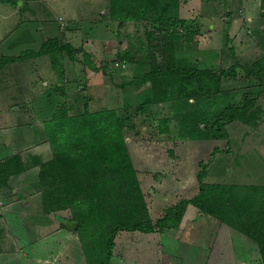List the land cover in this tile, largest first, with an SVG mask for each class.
I'll use <instances>...</instances> for the list:
<instances>
[{
  "label": "rangeland",
  "instance_id": "374dc122",
  "mask_svg": "<svg viewBox=\"0 0 264 264\" xmlns=\"http://www.w3.org/2000/svg\"><path fill=\"white\" fill-rule=\"evenodd\" d=\"M110 1L17 0L14 4H0V36L9 27V33L0 38V124L18 126L8 139L11 143H7L23 162L22 177L28 187L39 192L31 208L43 203L40 165L52 157L44 121L62 109L74 114L83 112L86 106L90 111L113 108L124 124L125 142L131 144L129 154L152 219L164 211V205L197 193L200 170H205L206 182L264 185V70L257 66L252 72L245 69L258 59L264 67L262 0H177V7L171 3L167 11L177 21L175 26L155 25L158 23L151 17L114 19ZM4 7L11 13L7 14ZM152 30L155 36L150 38L148 31ZM166 33L175 34L173 47L179 64L224 71L217 90L198 97L144 102L153 89L151 80L144 75L155 65L156 58L159 62L166 59L161 48ZM49 37L69 43L73 53H30L40 49ZM20 54L22 59L31 60L20 63L22 59H16L19 64L14 66L4 58ZM46 59L52 62L50 71L40 67ZM246 95L251 107L259 109L256 125L237 118L224 122L225 107L239 104ZM161 127L168 130L161 131ZM22 145L25 147L18 151ZM21 184L17 178L16 185ZM13 186L10 184L8 190ZM0 194L3 195L1 191ZM3 208L4 199L0 200V212ZM206 214L184 225L201 231L186 230L178 236L184 244L197 245L201 241L205 245L203 253L207 244L217 240L215 221L219 220ZM3 216L4 229L8 227L5 219L12 222L10 232L5 234L11 245L4 249L0 243V252L18 254L9 264H46L43 257H36V248L26 243L33 236L29 219L23 223L24 219L17 216ZM60 218L74 219L72 209H58L44 217L40 229L45 233L42 248L47 251L43 256L54 257L57 264H88L78 233L61 226ZM34 219L40 222L39 217ZM173 227L149 233L129 230L132 237L117 239L119 248L109 263L148 264L145 258L158 257L163 264L161 258L168 251L165 233ZM237 233L238 237L245 235ZM83 235L87 240L89 234L84 231ZM236 240L237 249L245 254L246 245L241 244V238ZM262 260L259 264H263Z\"/></svg>",
  "mask_w": 264,
  "mask_h": 264
},
{
  "label": "trees",
  "instance_id": "16d2710c",
  "mask_svg": "<svg viewBox=\"0 0 264 264\" xmlns=\"http://www.w3.org/2000/svg\"><path fill=\"white\" fill-rule=\"evenodd\" d=\"M161 1L111 0L110 9L114 19L151 17L158 23L155 25L175 26L177 21L167 11L172 7L171 3L177 7V0H164L162 5ZM0 3L14 4L17 0H0ZM154 31H148L150 38L155 36ZM174 37V33L163 35L161 48L166 59L159 62L156 58L155 65L144 75L153 84L145 103L198 97L217 90L220 85L223 70L177 62ZM54 50L73 53L74 49L69 43H60L57 37H49L40 49L30 53L51 54ZM22 57L23 54L4 58L16 60ZM261 63V60H255L245 69L252 72L257 66L264 70ZM248 99L246 95L239 104L227 105L224 122L237 118L256 125L259 109L252 108ZM44 125L52 157L40 165L39 179L43 185L39 191L43 210L49 213L72 209L74 219L78 220L76 232L88 264H109L120 230L162 231L178 225L188 203L254 239L264 263V185L206 182L203 180L206 172L200 170L197 193L164 207V211L152 219L125 142L124 124L113 108L90 111L86 106L83 112L74 114L62 109L45 120ZM160 129L165 132L168 127ZM23 168L21 158L13 153L0 162V181ZM61 224L65 226L63 222ZM84 231L90 236L87 240Z\"/></svg>",
  "mask_w": 264,
  "mask_h": 264
},
{
  "label": "crops",
  "instance_id": "0c3cea01",
  "mask_svg": "<svg viewBox=\"0 0 264 264\" xmlns=\"http://www.w3.org/2000/svg\"><path fill=\"white\" fill-rule=\"evenodd\" d=\"M0 4H3V3H0ZM2 6H7V5H2ZM4 11H7V14H9V12L11 13V9H9L8 7H4ZM8 29H9V27L7 28V30ZM7 30H6V32H4L0 36L1 39L5 33H9ZM28 60L30 61L31 58L26 57V58L22 59L20 61V63L24 62V61H28ZM38 60L39 59H37V61ZM7 62L10 65L14 64V66H17V65H15L17 63L19 64L18 60H8ZM50 64H52V62L49 61V59H46L45 63H42L40 65V67L47 68L48 69L47 71H50V67H49ZM53 77H55V76H53ZM17 128H18V126L13 125V123H10V124L1 123L0 124V162L4 161L5 158L9 157L10 155H12L14 153V151L11 150V149H13V147L11 145H9L7 142H10V140H11V137L13 135V134H11V132L15 131ZM23 128H24V125L21 126L20 129H23ZM8 139H10V140H8ZM127 145L129 148V146L131 145L130 142H127ZM24 147H25V145H22L18 149V151L23 149ZM23 172H24V169L19 170L18 172L17 171L11 172L9 175H7V177H5L4 180L0 181V191L3 194V195L0 194L1 195L0 200L2 201L4 199V201H5V209L3 208L2 209L3 211L0 212V214H2L1 215L2 216L1 221H0V227H1L0 229H2L3 225H6V223H4V221L2 220V218L4 219L3 215L6 216V214H8L11 216H17L18 218L24 219V220H22L23 223L25 221H27L25 219L28 218L29 222H30V224L28 223L30 225V232H31V234H33V236H32V239H29L26 243L28 244L29 247L34 246V248H36L37 252L35 255L37 258L43 257L42 260L46 264H57L59 262H57L54 257L52 258L50 256H48V257L43 256L46 254L45 251H47V250H45V248H42V247H44L43 242L45 241L44 240L45 239V237H44L45 233L41 232L40 227L44 225L43 220H44V217H45L47 212H45L43 210V203L40 204L37 208H31V203L33 201V197L39 195V192H35V190L33 188L28 187L27 180H26L25 176L22 177ZM137 175H138V173H137ZM17 178H20L21 182H22V184L19 186L16 185ZM140 182H141V179H140ZM10 184L12 186L14 185L11 188V191L8 190L10 187ZM141 185H142V183H141ZM30 187H31V185H30ZM40 195H41V193H40ZM186 197H189V196H186ZM146 199H147V197H146ZM148 207H149V204H148ZM164 207H165V205H164ZM197 212H198V214H197ZM206 215L207 214L205 212H203L198 206L194 205L193 203L187 204V206L183 212L182 219L179 222V224L175 228L173 227V229H171L167 233H165V235H167V239H168V241H167L168 245L165 246V251L166 250H168V251L165 252L166 256H163L161 258V262L163 264H180L181 259H182L181 261L183 264H187L190 262L192 264L193 263L194 264H196V263L197 264L198 263H201V264H239V263H241V264H259L260 263V259H262V256H261V253L259 250L258 243L250 237V239L255 244V245H253V243L251 241H247V239L245 240L246 234L240 235L243 232H241V231L237 230L236 228L230 226L229 224L222 222V221H219V220L215 221V222H218L217 223L218 226L216 227V229H217L216 230L217 231V233H216L217 234V240L211 245L207 244V250L204 253H203V247L205 245H201V241H199V244H197V245H195V244H184L181 241V236H180V238H178L179 235H182L186 230L188 232H192V233H196L198 231H201L199 228L198 229L197 228L192 229L191 227H190V229H192V230H189L187 228L188 221L190 219L194 220V219H198L199 217H204ZM34 216L39 217L40 222H36L34 219ZM187 217H188V219L186 220ZM5 221L8 223V227H5V229L3 227V229H2L3 232H1V236H0V243L3 244L2 247L4 249H5V246L11 245L10 241H9L10 239H6L5 234H6V232L7 233L10 232L8 230L11 229L10 223H12L9 218H8V220L5 219ZM60 223H62L61 218H60ZM185 224H187V225L184 227ZM29 225H26V226H29ZM61 226H62V224H61ZM27 228H29V227H27ZM59 228H60V226H59ZM170 228H172V227H170ZM151 232H153V231H151ZM237 232L240 233L239 237H238ZM145 233H149V232H145ZM132 234L133 233H129V230H121L117 233L116 239H115L116 243L113 247L112 257L117 253V250L119 248V247L118 248L116 247L117 239L119 237L124 239L128 235H131V237H132ZM144 236L147 237V234ZM237 238H241L242 239L240 241L241 244L247 246V247L246 246L243 247L244 248L243 251H245V254H243L244 256L242 255L240 250L237 249V246H238L237 243H239V240H236ZM224 239L226 240L225 244L222 243V241ZM174 241L177 242L178 244H174ZM236 241H237V243H236ZM247 243H249V245ZM23 245H25V244H23ZM174 246L176 247V249L174 248ZM178 247H180L181 249H177ZM23 249H26L28 251V248H26V246L25 247L23 246ZM23 249H22V251H23ZM40 249H42L43 251H40ZM115 249H116V251H115ZM188 249L190 250V252ZM22 253H20V255ZM42 253H44V254H42ZM17 255L18 254L16 252L14 254L13 253L8 254L7 251L0 252V264H9V262H12L13 260H15L17 258ZM23 255H24V253H23ZM144 260H145L144 262H146V263H148L150 261L148 264H160L158 257H155L154 259L145 258Z\"/></svg>",
  "mask_w": 264,
  "mask_h": 264
},
{
  "label": "water",
  "instance_id": "95a60500",
  "mask_svg": "<svg viewBox=\"0 0 264 264\" xmlns=\"http://www.w3.org/2000/svg\"><path fill=\"white\" fill-rule=\"evenodd\" d=\"M62 222L64 223V225H65L67 228H69V229H71V230H73V231L76 230L77 225H78V220H76V219H72V220H69V219H62Z\"/></svg>",
  "mask_w": 264,
  "mask_h": 264
}]
</instances>
